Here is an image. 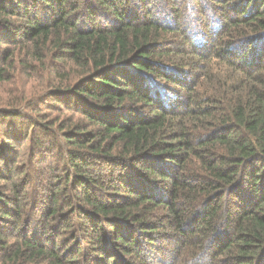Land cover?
<instances>
[{
    "label": "trees",
    "instance_id": "1",
    "mask_svg": "<svg viewBox=\"0 0 264 264\" xmlns=\"http://www.w3.org/2000/svg\"><path fill=\"white\" fill-rule=\"evenodd\" d=\"M0 264H264V0H0Z\"/></svg>",
    "mask_w": 264,
    "mask_h": 264
},
{
    "label": "rangeland",
    "instance_id": "2",
    "mask_svg": "<svg viewBox=\"0 0 264 264\" xmlns=\"http://www.w3.org/2000/svg\"><path fill=\"white\" fill-rule=\"evenodd\" d=\"M5 96L3 95V93L0 92V104H3L5 102Z\"/></svg>",
    "mask_w": 264,
    "mask_h": 264
}]
</instances>
